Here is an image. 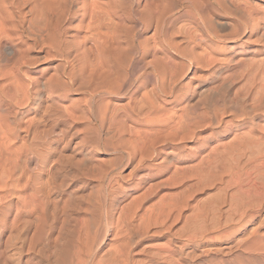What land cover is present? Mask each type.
Masks as SVG:
<instances>
[{
  "label": "bare ground",
  "instance_id": "bare-ground-1",
  "mask_svg": "<svg viewBox=\"0 0 264 264\" xmlns=\"http://www.w3.org/2000/svg\"><path fill=\"white\" fill-rule=\"evenodd\" d=\"M185 1L190 8H193L199 13L198 22L207 28H213V15L217 14L231 17L233 28L230 33L220 35L217 31L211 32L212 39L219 42H227L234 38H239L241 36V26L247 31V25L250 22L255 23L257 20H260L255 15L258 7L254 6L250 0ZM227 2H229L230 6ZM74 5H76V10H74ZM206 8L210 11H206ZM207 12H211L210 15ZM105 17V0H0V264H34L33 259L43 252L42 248H47V252L51 250L53 255L56 254V264H138L141 259H137V256H140V253L143 252L142 248V250L139 249L140 239L144 235H148L151 227L159 228L156 230L159 232L163 229H170L171 226L169 224L182 223L183 226H177L181 227L182 230L191 228L192 233L188 239L197 241L209 235L211 236V234L230 233V231H233L232 228L235 225L246 223L248 212H253L254 210L261 212L264 210V153L263 155L256 153L253 146L251 149L253 153L248 156L247 162H245L243 156L237 157L235 154L236 157L233 156L234 158L232 160H227V163L216 167L217 163L219 164L222 161L218 162L220 158L214 152L217 153L219 151L213 148L211 149L213 152L211 150L209 151L212 154L208 153V156H205L206 158L201 157L200 160L198 159L199 161L196 160V162H193L195 163L192 164L193 166H188L190 169L193 167L191 170L188 169V171H183L184 173L181 172V174L179 171H181L183 165L179 167L176 165V168L180 169L177 170L174 168L176 170L174 171L175 175L171 173L174 177L171 175L168 176L171 179L181 178V183L175 191H163V193H160V188L157 186L156 188L152 182V184H148L144 189L134 187L132 193L125 194L126 199L123 200H127V202L119 205L123 202L121 201L117 205L116 200L110 202L111 197L118 194L116 187L111 185L114 178H110L107 187L109 193L105 195L104 203L101 205L102 208H100L103 210L102 220L109 226L105 235L108 240L106 243L108 249L107 252H103V254L106 253L105 256H101V254L98 259L93 257L97 249V244H99L98 240L101 238V234L99 236V229L94 227V225L91 226L90 219L86 217L79 220L76 230L73 231L72 228L71 207L73 194L70 190L72 162L70 156L64 157V155L61 156L57 153V121L55 119L58 111L57 105L59 106L55 97L57 89L65 88L70 92L76 91L86 94V105L89 108L87 114L90 113V117L85 116L87 126L90 127L91 124H96L99 136L104 131L108 137H99V151L104 154H111L113 152L126 153L129 159L127 166H131L133 161H136V168L153 159V156L157 154L161 146L177 140L184 141L187 139V135L188 137L195 138L197 133L193 132V129V133H189L190 135L184 134L185 130L183 131L187 126L186 133L188 132L189 125L192 124L190 122L193 121L196 125H213L215 121L212 118L213 115L208 114L207 111L206 114H208V117H204V120H202L203 118L200 117V114H196L197 117L198 115L200 117L199 121L197 118L191 120L196 115L194 117L189 115L184 119L183 113L185 112L183 111V115L179 114L181 116L178 117L180 118L178 121H181L178 122L175 120L176 123L169 127L155 129L148 127L146 128L147 130L141 128L143 131L146 130L142 132L140 129V132H142L141 135L139 130L136 129L134 130L137 135L135 137H139L138 139L141 140V143L139 140L137 143L139 142L141 145L138 144L142 146L136 151L139 153L137 154L124 145V143H128L126 140L129 139L124 141V135L121 133L124 127H122L120 118L118 117L117 107H114L116 103L113 106L114 108L111 109L110 102H108L104 108L102 107L96 113L91 114L90 109L95 98L122 97L131 85V82L128 80L121 84L117 82L120 74L119 67L121 65L120 48L109 38H115V32L120 27V24L118 21L111 19L110 28H113L115 31H106L103 28ZM162 26L163 24L160 27ZM80 31H84L87 33L86 35H89H85L81 39L79 37ZM30 40L34 41V43L40 41V47L48 49L46 59L49 62L56 59L62 62H60V66L54 72L52 71L53 73H50L51 75L48 74L49 76L47 75V78H43L44 81L31 75V68L37 62L29 56V52L35 47V44H31ZM86 42H90L92 45L88 50L85 47ZM211 55H205V57L207 56V60L211 61L208 65L212 64L213 59L217 60L215 59V55L213 57ZM89 56L91 60L88 58ZM219 60H222V58ZM227 60L229 61L228 58ZM244 61L242 62L245 63ZM243 63L242 65L244 66ZM47 70V68L43 69L44 72ZM236 72L233 71V73ZM225 75H222V77ZM228 76L226 75V77ZM166 78L167 75L164 73L162 76L163 90H165L164 81ZM143 84L144 82H141L139 86L133 89L134 94L141 91ZM40 85L47 95L48 104L44 108L38 106L35 116H30L27 113L32 110L31 103L35 100V97L39 98L41 96V91L38 89ZM163 93L165 98L169 97V92L164 91ZM142 94L141 96L144 98H149L147 95L149 92L146 95L144 93ZM138 100L141 101L140 99ZM35 103L39 104L37 99ZM137 103L136 107L140 104L139 102ZM237 104L236 106L232 105V107H237ZM63 105L65 106V104ZM69 105H72V103ZM133 106L130 105L129 107L131 111H133ZM223 106L224 109L222 108L223 110L219 111L217 108H213V111L214 109L216 110V112L214 111L216 118L222 113L221 118L216 119L217 122L223 120V116L228 114L232 108L230 107L228 112L226 111V104ZM66 107H64V110ZM119 107L124 110V107L122 108L121 105ZM70 109L68 108L66 110ZM149 109V111L146 109L148 112L144 109L145 112L143 114L145 113L148 118L153 114L156 115L151 110L152 108ZM189 112L192 113L193 111ZM81 113L83 115H80ZM81 113H78V115L83 116L82 118L84 119V115H86L84 114L85 111ZM70 115L68 114V116ZM78 115L73 116L74 121L78 120L76 118ZM121 115L123 114L121 113ZM243 115H245L244 111L241 116ZM46 120L48 121V125L45 128L42 127L41 122ZM204 125L201 126L203 127ZM87 126L85 125V128ZM113 129L118 131V134L113 133L112 135L108 132ZM130 132H133V129ZM133 133L131 134V141L129 140L130 143L135 139ZM242 136L239 137L237 135L236 138L235 136L233 138L238 141H241V138H243L242 141L247 142V138H245L247 137V133ZM233 138L232 140L235 141ZM258 145L261 144L259 143ZM122 160H120V163H122ZM221 160H223V157ZM102 161L104 160L102 159ZM114 162L112 159L105 161L110 166ZM133 165L135 166V163ZM113 172V168L106 169L105 175L110 177ZM130 176H133V172L130 173ZM168 177L163 180H168ZM173 182L175 183L176 181ZM161 184L165 185L166 182ZM210 191H212L211 194L214 196L209 194ZM206 194L211 195V197L209 196V198L207 196L208 198H206ZM49 197L58 198L59 201L57 203L60 205L59 212L55 216L56 225L53 224L51 226L46 213V204L50 200ZM207 199L215 202L211 203ZM88 204H91V202L89 201ZM91 209L92 207L90 210L87 207V211L89 210L91 212ZM116 212H118L117 217L114 215ZM255 213L254 216H256ZM85 214L87 215L86 210ZM260 224V226H264V220ZM48 227L51 229L50 234L46 231ZM181 228H178V230ZM196 228H199V230L197 229L195 231ZM251 229L253 231L254 228ZM158 232L156 234L154 229L153 233L159 235L160 233ZM161 232L164 233V231ZM219 235L215 236L218 238ZM227 235L229 236V234ZM262 235L255 236L254 239H249V244H247V236H240L242 238L238 239L236 243L234 241L235 245L233 248L230 250L229 248L226 249L229 250L226 254L227 256L223 259L217 258V261L213 263L246 264L248 250L257 257L254 260L255 262L261 260L264 254V238ZM108 236L111 239H108ZM184 239L186 238L184 237ZM157 248L155 249L157 250ZM163 248L165 250L164 246ZM167 248L166 250H168ZM104 250L106 251V249ZM149 250H147L148 253L152 251L150 250L149 252ZM165 251H159V253ZM208 251L206 250V253ZM184 252L186 253V251ZM143 253L142 255H144ZM167 253V256L171 260L173 255L172 251L171 254L170 251ZM146 255L148 257L146 256L144 258L145 260L151 256V253ZM47 256L50 257V255ZM158 256L156 257L158 258ZM210 257L212 258L213 256ZM213 258L215 260V257ZM152 259L154 258L152 257ZM167 259L165 262L168 261ZM172 261L170 262L172 263ZM210 261L212 263V259ZM202 262H204V259ZM153 263L155 262L151 264Z\"/></svg>",
  "mask_w": 264,
  "mask_h": 264
},
{
  "label": "rangeland",
  "instance_id": "rangeland-1",
  "mask_svg": "<svg viewBox=\"0 0 264 264\" xmlns=\"http://www.w3.org/2000/svg\"><path fill=\"white\" fill-rule=\"evenodd\" d=\"M105 1L106 17L104 20V30L115 31L113 28H110L111 19L118 21L120 24V27L117 28L115 32V38H109L110 40H113L114 43H116L120 48L121 65L119 67L120 74L117 82L118 84H121L124 81L128 80L129 82H131V85L126 90L125 95H123L122 97H111L106 99L103 97H97V99L95 98L90 109L91 114L96 113L102 107L104 108V106H106L108 102H110L109 105L111 109L117 107L116 110H118V117L120 118L122 127H124L123 132H121L124 135V141L126 139H129L131 141V134L136 129L140 132L142 129H146L148 127H151V129L169 127L170 125L176 123L178 119H180L178 118L181 116H179V114H182L183 111L185 112L183 113L184 119H186V117L189 115L194 117L196 114H200V117L203 118L202 120H204V117H208V114L210 113L213 115L212 118L215 121L213 125H196L195 122L192 121L190 123L194 124L192 125L188 123L190 125L187 133V126L185 128V124L184 126L182 125V127L185 128L183 129V131L185 130L184 134L191 133L193 129V132L197 133L195 138H191L190 136L188 137L187 135V139H185L184 141L177 140L173 143H168L167 145L161 146L158 149L157 154L153 156V159H150V161L145 162L144 165L136 168V161H133V164L135 163V166L133 164L131 166H127L129 159L126 153L113 152L111 154H104L99 151V137L106 138L107 135L106 132L103 131L99 136V134L97 133L98 127L96 124H91L90 127L87 126L86 117H90V113L87 114L89 108L86 105V94L76 91L70 92L65 88L57 89L55 96L57 102L59 103V106L57 105L58 111L55 118L57 121V153L61 156L64 155V157L70 156L72 162L70 179V190L73 194L71 207V215L73 220L72 228L73 231L76 230L79 220L83 217H86L87 219H90L91 226L94 225V227L99 229V236L101 234V238H99L98 240L100 245L97 244V249L95 250L93 256L95 259H98L101 254V256H105L106 253L103 254V252H107L108 249V246L106 245L108 240L105 235L109 226L105 224L104 220H102L103 210L100 208H102L101 205H103L104 203L103 200L105 199V195L109 193L107 187L109 185L110 178H114L111 185L113 187L115 186L118 191V194L116 196L111 197L110 202H114L116 200L118 205V203L123 201L119 204L121 205L127 202V200H123L126 199L125 194L132 193L134 187L144 189V187L146 188V186L148 184H152V182L155 187L157 186L160 188V193H163V191L169 192L172 190L175 191V189L177 190L179 184L181 183V178H177L178 180L172 178L173 181H176L174 183L171 177L169 178L168 176H170L171 173L173 174L174 171H176L175 169H180L176 168L177 166L179 167L183 165L179 173H184L188 171V169L191 170L193 168L192 164H195L193 162H196V160L199 161L201 157H205L206 155L208 156V153H211L209 151L213 148L216 149V151L220 152H214V154H218V157L220 158L218 162L222 161L219 164L217 163V165L215 164L216 167H220L221 164L223 165L227 163V160H232L234 157H236V155L237 157L243 156L245 162H247V158H249L248 156L253 153L251 150L253 146L256 153L262 155L264 153V0H250L254 6L258 7L255 11V15H257L260 20H257L255 23L250 22L249 25H247V31H245L244 27L242 28L241 26V36L227 42H219L213 40L211 32L217 31L220 35L230 33L233 28L231 17H225L217 14L213 15V28H207L198 22L199 13L193 8H190L185 0ZM227 3L230 6L229 2ZM73 7L74 10H76V5H74ZM205 10L207 11L208 9L206 8ZM210 13L211 12H207L208 15H210ZM161 24H163L162 27H160ZM86 34V32L80 31L79 37L83 39ZM30 43L35 44V47L29 52V56L31 58H34L37 62V64L31 68V75L39 78L41 81H44V79L47 78L48 74H50L52 71L54 72V70L60 66L61 61L56 59L49 62V60L46 59V52L48 49L40 47V41L34 43V41L30 40ZM85 47L88 50L90 49V47H92V45L90 44V42H86ZM206 54H213L211 55V57L215 55V59L219 60L220 58H222V60L217 61L213 59L212 64L210 63L211 65H208L211 61L207 60V56L205 57ZM88 58L90 59L91 57L89 56ZM227 58L229 59V61H231V63H229ZM224 59L226 63L224 62ZM242 61H244L245 63H243ZM241 62L244 64V66ZM218 65L221 67H219ZM45 68H47L48 70L44 72L43 69ZM239 68H241L240 71ZM228 71L231 72V74L233 73V71L237 72L233 73L231 77V74H229ZM164 73L167 75V78L164 81L165 90H163L162 87V76ZM225 74L229 76L226 77ZM222 75L225 76L222 77ZM229 77L231 78L229 79ZM226 80L227 82H225ZM141 82H144L141 87V91L134 94L133 89L139 86ZM38 89L41 91V96L39 98L35 97V100L31 103L32 110L27 113L30 116H35L38 106L44 108L48 104L47 95L44 92L43 87L40 85ZM164 91L169 92V97H164ZM148 92L150 95L147 94ZM142 93H144L145 95L147 94L149 98L146 99L141 96L143 95ZM36 99L39 104L35 103ZM138 99H140L141 101H139ZM137 102L140 103L137 106L138 109L136 107V105L138 104ZM234 102L236 104L238 103L237 107H232V105L236 106ZM70 103H72V105H69ZM115 103L118 106H116ZM63 104L67 106L65 110V106ZM222 104H226L225 107L226 111L228 112L230 107L232 108L228 114L223 116V120L218 121V123L217 120L221 118L222 113H220L216 118V116L214 115L216 112L215 109L217 108L218 111L223 110L224 106ZM119 105H121V107L123 105L124 110L120 109ZM130 105H134L132 108L133 111H131V109L129 108ZM82 107L85 110H83ZM145 107L152 108L151 110L156 115L153 114L148 118L145 113L143 114V112H145L146 109L148 111L150 109ZM68 108L71 109L66 110ZM213 108H215V112L213 111ZM81 109L82 111H85L84 114H86L84 115V119L82 118L83 116L81 117L78 115V113L80 114L82 112H80ZM156 111L160 113H157ZM189 111H193L196 113H191ZM206 111L208 114H206ZM243 111L245 112V115L241 116ZM121 113L123 115H121ZM68 114L71 115L68 116ZM73 114L78 115L76 116L78 120H73ZM80 115H83V113H81ZM198 117L196 115V117L192 118L191 120L197 118L199 121L200 117ZM81 118L82 120H80ZM84 124L87 126L86 131ZM41 125L42 127L46 128L48 125V121H42ZM133 125L135 126V128H133ZM201 125H204L205 127L203 126V128ZM190 127L191 130L189 131ZM132 129L133 132H130L132 131ZM144 131L142 130V132ZM108 132H110L112 135L113 133L118 134V131L114 129ZM135 132L133 133L134 137L136 135ZM142 132H140V135ZM245 133H247V137H245L247 138V142L242 141L243 138H241V141L235 140L233 138L234 136L236 138L237 135L241 137ZM138 138L139 137H135L134 141L131 143L129 140H126V142L128 141V143H124L126 147L132 149V151L137 154L139 153L136 151H138L142 147L140 146L141 140H139ZM232 138L235 141H233ZM138 140L140 142H138L140 145L137 143ZM259 143L261 145H258ZM128 144L129 146H127ZM211 151L213 152V150ZM162 156L164 157V159ZM222 157L223 160H221ZM102 159L104 161H102ZM108 159H112L115 161L113 163L114 166L113 164L110 166L109 163H105V161ZM120 160H122V163H120ZM190 165H192L191 169L189 168ZM186 167L187 169H185ZM110 168H113L114 172L109 177L108 175H105V171L106 169ZM131 172H133V176H130ZM173 175H175V173ZM165 176L169 178L166 181H164L166 178ZM170 179L173 183L170 181ZM158 180H161V182H159ZM165 182V185L161 184ZM212 191H210L209 194H211ZM211 195L214 196L213 194ZM211 195L206 194L205 197L208 198L209 196L211 197ZM211 199H207V201L209 200L211 203L215 202H212ZM58 201V198L52 197L46 204V213L49 217L50 226L53 224L56 225L55 216L58 214L60 207V205H58L57 203ZM89 201L91 202V204H88ZM87 207H89V210L92 207L91 212L89 210L87 211ZM85 210L87 212V215L85 214ZM116 210L118 211V209ZM254 213L256 216H254ZM114 215L117 217L118 212L114 213ZM263 215L264 210L261 212L255 210L253 212H248L246 223L244 222V224L242 225L239 224L234 226L235 230L237 229L236 231L234 230V228H232L233 231H230V233L226 232L225 234H211L212 237L209 235L210 237L207 236L202 240L197 241L188 239L189 235L192 233V229L189 228L187 230H182L181 227H178L183 226L182 223H175L172 225L169 224V226H171L170 229H163L159 232L156 231L159 228L151 227L150 230L153 231L151 232L149 230L148 235L146 234V236L144 235L140 239L139 249H143L142 251L144 253H142L144 255L140 253V256H137V259H141L138 264H141V262L142 264H151L152 262H155L153 264H165L172 261L174 255L175 257L173 258L172 263L174 261H177L174 263L214 264L213 262L217 261V258L223 259L227 256L226 254L235 245L234 241L236 243L238 239L247 236V244H249V239H254L257 234V236H261L262 233H264V226H260V222L264 220ZM238 226H240L241 228ZM177 227L181 229L178 230ZM251 228H254L255 230L253 229L252 231ZM154 229L156 234L157 232L160 234H154ZM197 229L199 230V228H196L195 231H197ZM260 230L261 232H259ZM46 231L50 234V227H48ZM161 231H164V233ZM255 232H257V234H255ZM152 233L154 234V236ZM227 234H229V236ZM215 235H219V237L217 238ZM235 235L237 238L235 237ZM213 236L215 237L213 238ZM262 236L264 238V235ZM184 237L186 239H184ZM108 239H111V237L108 236ZM213 239L215 240V243ZM147 246L148 248H146ZM163 246L165 247V250L168 247V250L166 251H170V254L172 251L173 255L171 257V260L167 256L168 253L164 250ZM145 248L147 250H152L151 252L149 250L151 256H149V258H147L146 260L144 259L147 256L146 254L149 255L150 253H148ZM155 248H157V250ZM227 248H229V250H226ZM42 249L43 252L33 259L34 264H56V254L53 255L51 250L50 252H47V248ZM104 249H106V251ZM177 249H180L182 253L180 252V250L178 252ZM216 249L220 252H218ZM145 250L147 251V253ZM158 250L160 252H165L159 253ZM206 250L209 251L206 253ZM214 250L217 252H215ZM173 251L175 254L173 253ZM184 251H186V253ZM199 251H204V253L206 254L204 255V253L202 254V252ZM163 253H166V255H164ZM177 253H179L178 255L181 257L176 255ZM193 254L195 255V257ZM47 255H50V257H48ZM155 255L163 256H160V258L158 256L157 258ZM192 256L194 257V260ZM210 256L215 257V260ZM152 257L154 259H152ZM246 257V264H264V254L262 256V259L258 260L257 262L254 261L255 259H257V257L250 253V250L247 251ZM155 258L158 260V262ZM210 258L212 259V263L210 261ZM166 259L168 260L167 262H165ZM203 259L204 262H202ZM161 260L164 262H162ZM172 263L170 262L169 264Z\"/></svg>",
  "mask_w": 264,
  "mask_h": 264
}]
</instances>
